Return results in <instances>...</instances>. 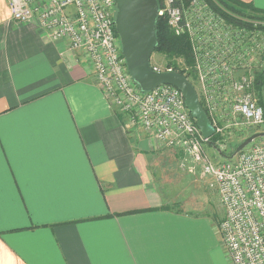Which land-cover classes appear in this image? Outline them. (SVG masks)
I'll return each mask as SVG.
<instances>
[{"label":"crops","instance_id":"1","mask_svg":"<svg viewBox=\"0 0 264 264\" xmlns=\"http://www.w3.org/2000/svg\"><path fill=\"white\" fill-rule=\"evenodd\" d=\"M176 161L0 0V264H230L221 219L175 200L196 182Z\"/></svg>","mask_w":264,"mask_h":264},{"label":"built area","instance_id":"2","mask_svg":"<svg viewBox=\"0 0 264 264\" xmlns=\"http://www.w3.org/2000/svg\"><path fill=\"white\" fill-rule=\"evenodd\" d=\"M9 4L15 21L36 19L53 41L66 40L70 49L80 50L112 104L131 125L173 149L179 170L211 181L224 209L218 230L231 264H264V142L214 160L206 150L212 141L204 138L178 88L163 84L142 91L134 82L115 33V0ZM159 16L190 39L194 64L179 67L194 71V86L219 138L213 147L221 148V137L264 125V107L255 94V75L264 70V20L229 22L205 0H192L186 8L164 0ZM151 65L159 72L178 71L167 63Z\"/></svg>","mask_w":264,"mask_h":264},{"label":"water","instance_id":"3","mask_svg":"<svg viewBox=\"0 0 264 264\" xmlns=\"http://www.w3.org/2000/svg\"><path fill=\"white\" fill-rule=\"evenodd\" d=\"M115 2L117 5L115 27L121 40L122 52L128 70L134 82L142 91L152 90L163 84L178 88L182 92L186 106L195 118L204 138L211 142L216 130L202 106L193 83L179 71L159 72L155 71L151 65L152 55L158 46L156 23L159 18V1L115 0ZM256 136L253 135L241 143L230 158L246 148ZM217 150L223 154L220 148Z\"/></svg>","mask_w":264,"mask_h":264},{"label":"trees","instance_id":"4","mask_svg":"<svg viewBox=\"0 0 264 264\" xmlns=\"http://www.w3.org/2000/svg\"><path fill=\"white\" fill-rule=\"evenodd\" d=\"M159 6L162 8L164 6V0H158ZM211 9L219 12L223 17L229 22L240 23L244 18H257L264 20V9L255 7L250 3L243 2L241 0H205ZM177 4L183 5L184 8L188 7L192 0H176ZM115 33L117 36L118 33L115 28ZM156 34L158 38V46L155 49L154 53H161L168 58V65H174L175 68L186 75V77L193 83L195 80L194 71L191 69L186 71L181 69L173 59L174 58H183L189 67H192L194 64V58L191 49V43L188 35H177L170 28L167 18L165 16H159L156 23ZM264 70L258 71L255 75V94L258 100V103L264 107ZM218 135H214L211 138L212 146L215 145L218 141ZM238 147V146H237ZM237 148L229 154H226L223 151V156L230 158Z\"/></svg>","mask_w":264,"mask_h":264},{"label":"rangeland","instance_id":"5","mask_svg":"<svg viewBox=\"0 0 264 264\" xmlns=\"http://www.w3.org/2000/svg\"><path fill=\"white\" fill-rule=\"evenodd\" d=\"M252 18V17H249ZM168 58L165 57L161 53H153V57L151 59V62H155L158 64H166L168 63ZM173 61L179 65V66H187V63L183 58H174ZM264 96V91H263ZM261 133V134H259ZM259 134V135H258ZM253 135H257L256 138L249 143L246 148L250 147L252 144L258 143V142H264V125L252 127L249 129L247 133L238 135L235 134L233 136H224L220 139V149L221 151H224L226 154H229L237 148L241 143L245 142L249 137H252ZM219 141V140H218ZM206 150L209 153V155L216 161L218 160H226L227 157L223 156L220 151H217L212 145L207 144ZM172 164L169 161V165ZM171 168V167H170ZM177 174L180 173V171L176 172ZM211 181L206 178H198L194 185L188 186L187 189L190 188L189 194L184 193H176L175 200H179L180 203L187 204L188 202L189 206L186 209H195L196 204L198 205V209L203 212H207L213 216H216L217 220H220L224 217V209L222 206V203L220 201V196L218 193V190L216 187H211L210 185ZM172 196H170L172 198ZM197 209V208H196ZM230 261V260H229ZM231 264V261H230Z\"/></svg>","mask_w":264,"mask_h":264}]
</instances>
